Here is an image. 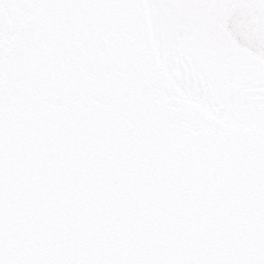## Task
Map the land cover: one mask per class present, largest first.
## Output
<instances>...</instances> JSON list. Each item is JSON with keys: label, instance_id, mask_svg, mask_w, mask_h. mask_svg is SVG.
<instances>
[{"label": "snow or ice", "instance_id": "6c2138e0", "mask_svg": "<svg viewBox=\"0 0 264 264\" xmlns=\"http://www.w3.org/2000/svg\"><path fill=\"white\" fill-rule=\"evenodd\" d=\"M0 264H264V0H0Z\"/></svg>", "mask_w": 264, "mask_h": 264}]
</instances>
